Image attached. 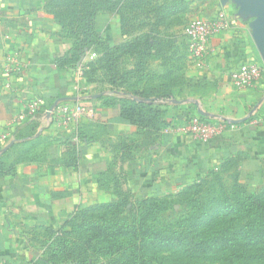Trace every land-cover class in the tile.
Instances as JSON below:
<instances>
[{"label": "crops", "instance_id": "crops-1", "mask_svg": "<svg viewBox=\"0 0 264 264\" xmlns=\"http://www.w3.org/2000/svg\"><path fill=\"white\" fill-rule=\"evenodd\" d=\"M55 1L0 0V147L13 168L0 176V264H30L32 228H59L79 208L110 199L118 180L136 196H160L228 164L252 177L264 158V64L251 27L256 15L239 0H189L192 19L222 12L228 27L155 100L161 124L147 136L121 113L119 100L114 106L105 98L117 95L92 85L73 89L70 70L58 61L67 44L51 9ZM100 18L103 36L119 39L112 18ZM245 61L259 63L263 74L238 87L236 71ZM66 102L93 114L61 125L56 108ZM29 103L36 104L33 115ZM199 112L234 126L195 139L184 127Z\"/></svg>", "mask_w": 264, "mask_h": 264}, {"label": "rangeland", "instance_id": "rangeland-1", "mask_svg": "<svg viewBox=\"0 0 264 264\" xmlns=\"http://www.w3.org/2000/svg\"><path fill=\"white\" fill-rule=\"evenodd\" d=\"M189 8V0L53 2L72 84L147 97L171 91L190 61ZM101 15L112 18L119 39L103 36ZM109 198L59 228H32V263L264 264V158L252 177L228 164L150 197L118 180Z\"/></svg>", "mask_w": 264, "mask_h": 264}, {"label": "built area", "instance_id": "built-area-1", "mask_svg": "<svg viewBox=\"0 0 264 264\" xmlns=\"http://www.w3.org/2000/svg\"><path fill=\"white\" fill-rule=\"evenodd\" d=\"M227 27V17L222 12L217 13L212 19H191L186 25L184 32L189 60L195 62L203 60L208 52L211 38ZM262 74L263 66L256 62L245 61L239 65L236 71L235 84L238 87L253 85L261 79ZM72 87L73 89H77L74 84H72ZM27 110L29 111V115H33L36 111V104L29 103ZM56 110L57 119L61 125H66L69 120L77 118L80 114H93L92 108L84 106L79 102L61 103L57 106ZM200 115L202 114L198 113L189 116L184 130L188 131L195 139L201 141H207L234 126L233 123L219 117L202 119ZM30 264L34 263L31 262Z\"/></svg>", "mask_w": 264, "mask_h": 264}, {"label": "trees", "instance_id": "trees-1", "mask_svg": "<svg viewBox=\"0 0 264 264\" xmlns=\"http://www.w3.org/2000/svg\"><path fill=\"white\" fill-rule=\"evenodd\" d=\"M107 3L105 2L101 7H99V10H103L104 6H106ZM91 42V41H90ZM59 64L61 67H66L69 64V61H65L63 59V56L59 58ZM67 68V67H66ZM115 96H105L106 100L110 103L113 102V105L115 106V101L119 100V109L121 113L131 122H133L137 127L144 132V134L147 136L156 129H159V125L161 124L160 121V111L157 109V106L155 104V100H159V96L161 95H155L154 97H147L145 95H139L136 92H128V91H110ZM202 119H209L214 116H204L200 115ZM12 145L17 143V140H13L11 142ZM2 147H0V176H5L8 174L13 173V168L11 165H8L4 161V154L5 152H2ZM75 215V214H74ZM73 215V216H74ZM71 216L70 218H72ZM68 218V220L70 219Z\"/></svg>", "mask_w": 264, "mask_h": 264}, {"label": "water", "instance_id": "water-1", "mask_svg": "<svg viewBox=\"0 0 264 264\" xmlns=\"http://www.w3.org/2000/svg\"><path fill=\"white\" fill-rule=\"evenodd\" d=\"M241 6L246 11H251L256 15V18L251 22V27L254 31L255 41L259 50L260 57L264 64V0H239ZM52 107L48 110L51 112ZM202 115H206L199 112ZM227 121V120H226ZM231 123V121L228 120Z\"/></svg>", "mask_w": 264, "mask_h": 264}]
</instances>
